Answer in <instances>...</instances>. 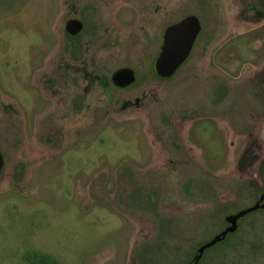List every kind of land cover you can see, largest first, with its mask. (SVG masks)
I'll list each match as a JSON object with an SVG mask.
<instances>
[{"label":"rangeland","instance_id":"1","mask_svg":"<svg viewBox=\"0 0 264 264\" xmlns=\"http://www.w3.org/2000/svg\"><path fill=\"white\" fill-rule=\"evenodd\" d=\"M187 14L202 31L160 80ZM0 151V264H185L264 191V0H0ZM236 230L201 264H264V211Z\"/></svg>","mask_w":264,"mask_h":264},{"label":"water","instance_id":"2","mask_svg":"<svg viewBox=\"0 0 264 264\" xmlns=\"http://www.w3.org/2000/svg\"><path fill=\"white\" fill-rule=\"evenodd\" d=\"M82 27V21L77 18H70L65 23V29L71 35L79 33L82 30ZM199 31L200 21L194 14L187 15L181 20L166 27L163 36V43L154 64L157 75L160 77H170L176 71L188 56ZM112 80L118 86H126L134 80V73L132 69L128 67L119 68L113 72ZM3 164L4 157L0 151V170L3 167ZM262 207H264V203H254L251 206L240 209L236 213L228 214L226 220L229 222V225L198 248L195 263L201 257L204 249L214 245L216 242L225 238L228 233H232L236 229L239 218ZM186 264H190V262H187Z\"/></svg>","mask_w":264,"mask_h":264},{"label":"flooded vegetation","instance_id":"3","mask_svg":"<svg viewBox=\"0 0 264 264\" xmlns=\"http://www.w3.org/2000/svg\"><path fill=\"white\" fill-rule=\"evenodd\" d=\"M187 15H190V14H187ZM187 15H185V16H187ZM194 15H195V14H194ZM185 16H183V17H185ZM183 17H182V18H183ZM182 18H180V19H178V20H176V21H174V22L169 23L168 25H166L165 28H164V31H165V29H166L167 26H169V25H171V24H173V23H175V22L181 20ZM199 21H200V19H199ZM65 23H66V22H65ZM82 23H83V22H82ZM83 27H84V24H83ZM83 27H82V30H83ZM64 28H65V26H64ZM82 30H81L79 33H77L76 35H71V34H69V33L66 31V29H65V31H66L67 36L69 37V39H74V38H76V36H79V35L81 34ZM201 31H202V24H201V22H200V31L198 32V34H197V36H196V38H195V40H194V42H193V44H192V47H191V49H190V51H189L188 56L185 58V60L180 64V66L176 69V71H175L170 77H160L159 75H157V73H156V71H155L156 76H157L158 79H160V80H167V79L173 77V76L178 72V70L181 68V66H182V65L188 60V58L190 57V55H191V53H192V51H193V49H194L195 43H196V41H197V39H198V37H199ZM163 36H164V32H163V35H162V43H163ZM161 45H162V44H161ZM160 49H161V46H160ZM159 52H160V50H159ZM159 52L157 53V56H158ZM157 56L155 57V60H156ZM154 64H155V61H154ZM121 68H123V67H121ZM128 68H130V67H128ZM118 69H119V68H118ZM131 69H132V68H131ZM154 69H155V67H154ZM116 70H117V69H116ZM132 71H133V73H134V70H133V69H132ZM112 74H113V73H112ZM112 74H111V82H112V84H113L115 87L120 88V89L128 88V87L132 86V85L135 83V81H136V76H135V73H134V80H133L130 84L121 87V86H118V85H116V84L114 83V81L112 80ZM200 142H201V141H200ZM193 144H194V142H193ZM197 144H199V141H198V142H195V147H196ZM1 153H2V152H1ZM2 155H3V154H2ZM3 157H4V155H3ZM4 165H5V158H4V164H3V167H2V169L0 170V174H1L2 170H3V168H4ZM254 203H264V191H262V192L260 193V195L258 196V199L255 200L251 205H253ZM251 205H249V206H251ZM246 207H248V206H246ZM242 208H245V207H242ZM242 208H240V209H242ZM262 208H263V207H262ZM240 209H238L237 211H239ZM257 209H259V208H257ZM257 209H256V210H257ZM256 210H254V211H256ZM237 211H236V212H237ZM254 211H251V212H254ZM236 212H234V213H236ZM251 212H249V213H251ZM249 213H248V214H249ZM229 214H233V213H229ZM248 214H246V215H248ZM227 215H228V214H226L225 217H224V220H225L226 226H225L222 230H224V229L229 225V222H227V220H226V216H227ZM246 215H245V216H246ZM245 216H244V217H245ZM244 217H241V218L238 219V221H237V226H238L240 220L243 219ZM237 226H236V228H237ZM222 230H221V231H222ZM235 230H236V229H235ZM235 230H234V231H235ZM221 231H220V232H221ZM234 231H233V232H234ZM233 232H232V233H233ZM228 234H229V233H228ZM228 234H227V235H228ZM215 235H216V234H215ZM227 235H226V236H227ZM226 236H225V237H226ZM223 239H224V238H223ZM220 241H221V240H220ZM220 241H218V242H220ZM218 242H216V243H218ZM200 246H201V245H200ZM200 246H199V247H200ZM199 247H198V248H199ZM198 248H197V250L195 251V253H194V255H193V258L191 259V260L194 261V263H195V258H196L197 254H198ZM206 249H207V248H206ZM206 249L203 250V252H202V254H201V257L203 256V253H204V251H205ZM201 257L199 258V260L201 259ZM191 260L188 261V262H191ZM199 260H198V261H199ZM190 264H191V263H190Z\"/></svg>","mask_w":264,"mask_h":264},{"label":"trees","instance_id":"4","mask_svg":"<svg viewBox=\"0 0 264 264\" xmlns=\"http://www.w3.org/2000/svg\"><path fill=\"white\" fill-rule=\"evenodd\" d=\"M264 211V207L263 208H259L254 212H263ZM254 212L249 213L253 214ZM248 215H246L245 217H247ZM243 222V219L240 220L239 224ZM237 231V230H236ZM235 232L233 233H229L224 239H222L220 242L215 243L214 245L208 247L204 253L203 256L201 257V259L199 261H197L196 263H194L193 260H191V264H201L202 261L204 260L205 256L207 253H209L211 250L217 248V247H224L226 245V243L229 241V239L235 235ZM22 260H23V264H62L58 259H56L53 255H51L48 252L45 251H41V250H36V249H32V250H28L24 253V255L22 256ZM187 263V262H186ZM185 263V264H186Z\"/></svg>","mask_w":264,"mask_h":264}]
</instances>
